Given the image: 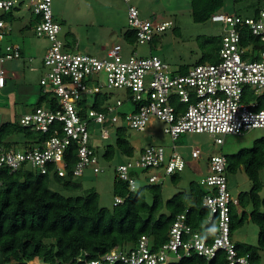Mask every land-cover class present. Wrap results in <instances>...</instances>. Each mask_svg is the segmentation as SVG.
Returning <instances> with one entry per match:
<instances>
[{"label": "built area", "instance_id": "2783aa9c", "mask_svg": "<svg viewBox=\"0 0 264 264\" xmlns=\"http://www.w3.org/2000/svg\"><path fill=\"white\" fill-rule=\"evenodd\" d=\"M16 1L30 5L31 12L38 18L34 26L36 35L49 41L43 57L46 71L40 78V85L43 93H50L57 99L53 104L46 102L21 114L18 123L42 133L59 123L60 131L54 129L51 138L31 147L0 148V169L13 173L29 166L46 174L51 167L58 176L64 177L67 174L65 152L74 142L76 159L72 176H82L87 168L93 173L102 172L89 139L94 136L91 124L101 126L99 139L109 138L105 121L144 131L150 118L155 117L163 123V133L172 141L183 133L205 132L215 135L217 144L223 143L221 136L264 128V108H257L256 99L245 100L247 93L256 96L257 92L264 91V49L241 44L239 28L247 26L253 36L264 42V2L256 17L220 11L211 14L212 22L223 24L218 61L196 64L185 74H171L169 65L157 55H140L133 51L125 57L118 43L106 50L104 58L68 51L60 36L61 26L52 12V0H0V14L16 8ZM124 1L128 3V30L134 32L137 43L150 44L171 26V21L160 18H141L138 8L129 4L131 0ZM11 30V23L0 17V40ZM20 57V45H4L0 52V90L7 80L3 64ZM101 74L105 77L102 83ZM111 89L124 91L132 102L130 111H119L122 100L110 101ZM97 93L108 95V100L99 108L93 107L91 101L88 103L89 97ZM191 157L199 159L200 149L193 148ZM186 164L174 144L168 148L151 144L118 164L115 173L132 192L138 186L133 171H152L146 184H157L166 176L180 173ZM226 166L224 155L210 156L207 172L199 181L206 189L201 206L208 212L201 229H194L187 223L186 210L175 217L168 240L159 248L154 249L151 239L144 235L129 250L114 247L99 259L85 260V264H168L193 253L204 257L205 264H210L219 250L225 252L226 264H261L252 261L248 253L239 255L231 239L230 210L238 200L228 188ZM122 202L120 196H114L113 205ZM213 217L217 218L215 233L209 239L206 223Z\"/></svg>", "mask_w": 264, "mask_h": 264}, {"label": "trees", "instance_id": "16d2710c", "mask_svg": "<svg viewBox=\"0 0 264 264\" xmlns=\"http://www.w3.org/2000/svg\"><path fill=\"white\" fill-rule=\"evenodd\" d=\"M263 2L264 0H256L250 3V16L258 15ZM223 3L224 0H191L193 20L202 22L210 19L211 14L218 12ZM235 14L242 16L238 12ZM0 17L11 23L12 11L2 13ZM239 28L241 44H252L253 49H264V42L253 36L247 26ZM124 38L129 43L135 42V35L131 30H126ZM208 42L219 50L221 35L210 37ZM254 99L258 102L257 108H264V92ZM56 100L50 93L42 92L39 101L32 108L46 102L53 104ZM107 100L108 95L103 93H97L91 98L95 108H99ZM59 127V123H54L49 132L42 133L22 127L18 119L2 122L0 148H15V144L23 147L40 144L51 138L53 130H59ZM104 127H114L115 130L114 143L105 146L102 154L104 158L110 160L115 149L127 158L134 156V147L126 136L128 126L105 121ZM17 135L19 137L14 138ZM90 140L91 137L89 145L94 149L99 164L97 150ZM224 156L227 160L226 176L242 168L252 182L249 190L236 195L238 204L231 206L230 235L232 238L233 232L247 219L257 224V245L234 244L239 255L248 253L252 261L259 262V252L264 249V197L259 195L262 189L259 174L264 169V137L256 138L251 147H244ZM65 158L67 174L64 177L58 176L51 167L46 174H40L29 166L21 167L13 173L5 168L0 169V264H85V260L99 259L116 246L129 250L144 235L151 239L154 249L159 248L168 240L169 229L175 217L186 210V221L194 229H201L205 223L208 212L202 208L201 202L206 189L197 181H191L186 190L178 191L163 201L161 183L139 185L130 192L127 184L119 180L115 173L113 195L120 196L123 202L108 208L99 204L98 193L93 188H84L76 180L77 177L72 176L76 159L74 142L67 148ZM136 172L138 171H133L134 176H137ZM170 177L177 183L180 173H174ZM51 180L74 194L64 195L51 189ZM146 192L151 195L150 202L146 199ZM216 220L213 217L211 222L206 223L209 228L206 236L209 239L215 233ZM82 254L85 256L82 257ZM168 264H205V258L193 253ZM210 264H226L225 252L219 250Z\"/></svg>", "mask_w": 264, "mask_h": 264}, {"label": "rangeland", "instance_id": "374dc122", "mask_svg": "<svg viewBox=\"0 0 264 264\" xmlns=\"http://www.w3.org/2000/svg\"><path fill=\"white\" fill-rule=\"evenodd\" d=\"M252 1L256 0H224L223 6L218 11L229 14L238 12L242 16L252 17L249 12ZM129 4L138 8L141 18H160L171 21V26L159 33L150 44H139L137 41L129 43L124 38V33L128 29V3L124 0H52V12L61 26L60 36L64 40L65 49L104 58L106 50L118 43L122 46V54L125 57L133 51L140 55H149V53L157 55L169 65L171 74H185L196 64L218 61V47L213 44L210 46L208 40L223 33V24L212 22L210 19L202 22L194 21L191 0H131ZM15 7L12 10V30L0 40V52L6 43L12 42L18 43L23 53L19 59L6 61L3 64L9 80L6 88L0 90V124L17 120L20 114L29 111L39 101L42 95L40 78L45 72L43 57L49 46L48 39L39 37L35 33V23H31L30 5L27 2L19 4L16 1ZM103 46L105 49L102 48ZM100 82H105L103 74L100 75ZM263 92H257L256 96ZM110 93V101L117 99L123 101L119 111H130L132 102L122 89H111ZM256 96L247 94L245 100L254 99ZM88 100L90 103L91 97ZM114 127H104L108 130L109 138L102 140L98 138L101 126L91 124L90 131L94 136L91 137L90 142L97 150L99 165L103 171L93 173L91 168H87L82 176L76 178L84 188H93L98 193L99 204L108 208L113 205L115 168L128 159L118 149H115V154L110 160L102 156L105 146L114 143ZM126 136L134 147V155L147 145L160 144L168 148L174 144L177 152L187 162L180 172V180L177 183L173 182L170 176L159 182L162 185V198L165 201L176 192L186 190L191 181L199 182L207 172L210 156L228 155L236 153L241 148L251 147L256 138L264 137V128H254L241 135L221 136L222 144L215 142V135L205 132L183 133L177 140L172 141L163 133V123L151 117L144 131L127 127ZM17 137L19 136H14ZM14 146L17 149L22 147L19 144ZM195 147L201 151L199 159L191 157V151ZM150 172L152 171L136 172L138 186L147 183ZM259 177L262 183L259 195L264 197V169L260 171ZM227 183L233 196L249 190L252 186V182L242 168L236 173H228ZM49 185L51 189L64 195L74 194L54 180H51ZM146 199L151 201L149 192H146ZM258 233L257 224L247 219L233 232L231 239L234 243L257 245ZM259 254V262L264 264V249L260 250Z\"/></svg>", "mask_w": 264, "mask_h": 264}, {"label": "crops", "instance_id": "0c3cea01", "mask_svg": "<svg viewBox=\"0 0 264 264\" xmlns=\"http://www.w3.org/2000/svg\"><path fill=\"white\" fill-rule=\"evenodd\" d=\"M31 13V17H32V19H31V23H36V17H35V15L32 13V12H30ZM24 26H26V25H24ZM23 26V27H24ZM2 40V39H1ZM18 44V43H17ZM20 48H21V46H20ZM103 49H105V47L103 46L102 47ZM21 50H22V48H21ZM23 53V52H22ZM30 61H31V58L29 59ZM31 69H36L35 67H31ZM8 80H9V78H8V76H7V80H6V84H5V86L2 88V90L3 89H5L6 88V86H7V83H8ZM31 109V108H30ZM23 114V113H22ZM21 115V114H20ZM19 115V116H20ZM187 163V162H186Z\"/></svg>", "mask_w": 264, "mask_h": 264}]
</instances>
